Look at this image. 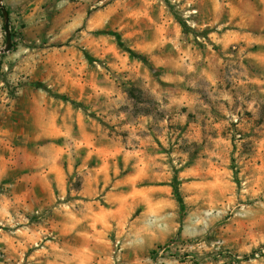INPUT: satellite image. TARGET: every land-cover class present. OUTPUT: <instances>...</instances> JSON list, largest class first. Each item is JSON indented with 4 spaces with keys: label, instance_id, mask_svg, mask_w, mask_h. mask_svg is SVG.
I'll return each mask as SVG.
<instances>
[{
    "label": "rangeland",
    "instance_id": "1",
    "mask_svg": "<svg viewBox=\"0 0 264 264\" xmlns=\"http://www.w3.org/2000/svg\"><path fill=\"white\" fill-rule=\"evenodd\" d=\"M0 139V233L64 242L55 207L83 189L135 264H264V0H0ZM56 166L64 200L15 185Z\"/></svg>",
    "mask_w": 264,
    "mask_h": 264
},
{
    "label": "crops",
    "instance_id": "2",
    "mask_svg": "<svg viewBox=\"0 0 264 264\" xmlns=\"http://www.w3.org/2000/svg\"><path fill=\"white\" fill-rule=\"evenodd\" d=\"M237 38L242 40L243 37L240 32L228 31L221 40L229 45L238 40ZM1 144L2 140L0 139V146ZM2 163L0 165V183L7 174L5 163H3V166ZM24 168H28L29 171L21 174L15 185L42 189L46 187L48 181L53 180L56 187L63 193L59 198L64 200L68 194L71 195L70 184L66 179L68 177L67 167ZM68 169L72 172L77 168L68 167ZM91 169L98 171L100 167ZM98 182V175H96L95 188ZM74 194L72 193V196ZM19 197L23 203L27 202L24 201L27 200L25 193L23 195L19 194ZM81 203L85 204L86 207L89 206L90 212L83 210ZM93 203H96L95 207ZM0 207V220H9V212L7 210L3 212L4 207ZM55 211L59 213L60 217L54 220L50 228L54 229L51 230H53L55 237L58 235L64 236V242L47 241L41 246L35 247L33 241L36 240L39 232L37 227L30 222L24 227L17 226L12 237L1 231L0 238L4 242L6 250L5 264H135L136 261H139L140 246L139 250L136 249L135 243L126 245L125 252L121 255L115 253L112 238L105 233V229L101 228L103 227L101 221L107 213L105 207L95 200H87L85 190L80 189L77 196L60 202L59 206L55 207ZM114 211V208H112L111 212ZM18 235H21V237H18ZM100 240L104 242H100ZM120 258L123 259L119 262Z\"/></svg>",
    "mask_w": 264,
    "mask_h": 264
},
{
    "label": "water",
    "instance_id": "3",
    "mask_svg": "<svg viewBox=\"0 0 264 264\" xmlns=\"http://www.w3.org/2000/svg\"><path fill=\"white\" fill-rule=\"evenodd\" d=\"M3 9V12L6 14V12H5V10H4V8H2ZM9 22H8V20L6 21V23H5V29H6V31H7V46H6V48L3 50L4 52H8V51H10L11 49H12V45H13V42H12V35H11V33H10V31H9Z\"/></svg>",
    "mask_w": 264,
    "mask_h": 264
},
{
    "label": "trees",
    "instance_id": "4",
    "mask_svg": "<svg viewBox=\"0 0 264 264\" xmlns=\"http://www.w3.org/2000/svg\"><path fill=\"white\" fill-rule=\"evenodd\" d=\"M175 189H176V193H177L178 199L180 200L181 203H183V202H182V199L180 198V191H179L177 185H175Z\"/></svg>",
    "mask_w": 264,
    "mask_h": 264
}]
</instances>
